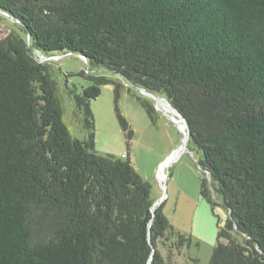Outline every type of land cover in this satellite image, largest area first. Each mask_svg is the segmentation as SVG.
<instances>
[{
	"label": "trees",
	"instance_id": "obj_1",
	"mask_svg": "<svg viewBox=\"0 0 264 264\" xmlns=\"http://www.w3.org/2000/svg\"><path fill=\"white\" fill-rule=\"evenodd\" d=\"M0 9L25 31L0 40V264H201L163 203L153 211L131 160L95 151L91 100L110 82L91 73L101 70L162 94L187 120L202 196L229 210L208 264H264V0H0ZM60 54L87 59L93 83L69 89L84 140L64 122L52 64L40 59Z\"/></svg>",
	"mask_w": 264,
	"mask_h": 264
},
{
	"label": "rangeland",
	"instance_id": "obj_2",
	"mask_svg": "<svg viewBox=\"0 0 264 264\" xmlns=\"http://www.w3.org/2000/svg\"><path fill=\"white\" fill-rule=\"evenodd\" d=\"M11 31L25 35L15 20L0 11V40ZM46 61L52 64V76L58 83L63 120L73 137L84 140L88 137L84 120L69 89L76 86L81 92L93 83L87 63L77 55H63ZM104 71L91 72L110 79L102 87L101 94L91 100L95 151L130 159L139 174L150 183L155 202L162 201L174 228L191 235L192 244L185 250L186 255L199 259L201 264H208L229 210L221 199L211 205L203 198L202 181L206 174L199 165L201 153L190 139L184 121L172 113V107L162 94L152 96L121 76ZM120 114L127 120L126 128ZM187 260L183 256L179 258V264H186Z\"/></svg>",
	"mask_w": 264,
	"mask_h": 264
},
{
	"label": "water",
	"instance_id": "obj_3",
	"mask_svg": "<svg viewBox=\"0 0 264 264\" xmlns=\"http://www.w3.org/2000/svg\"><path fill=\"white\" fill-rule=\"evenodd\" d=\"M0 11L3 12L4 14L10 16V17L12 18V16H11L8 12H6V11H4V10H1V9H0ZM12 19H13V18H12ZM13 20H14V19H13ZM28 39L30 40V36H29ZM70 54H71V53H70ZM70 54H66V55H70ZM61 56H63V55L60 54V55H54V56H49V57L42 56L40 59L43 60V61H45V60H48V59L53 58V57H61ZM81 58H83V59L87 62V59H86L85 57L82 56ZM141 89H142V91H144L145 93L150 94V95H152V96H155V93H154V92H151V91H149V90H147V89H145V88H142V87H141ZM165 100L167 101L166 98H165ZM167 102H168V101H167ZM169 105L172 107V105H171L170 103H169ZM172 113L176 114L177 116H179V117L184 121L185 126H186V128L188 129V132H189V126H188L187 120H186V119L180 114V112H179L177 109H175L174 107H172ZM189 136H190V132H189ZM161 204H162V201H160V202H155L154 205H153V207H152L153 211H155V209H156L159 205H161ZM151 260H152V256H151V259H150V261H149V264H151Z\"/></svg>",
	"mask_w": 264,
	"mask_h": 264
},
{
	"label": "bare ground",
	"instance_id": "obj_4",
	"mask_svg": "<svg viewBox=\"0 0 264 264\" xmlns=\"http://www.w3.org/2000/svg\"><path fill=\"white\" fill-rule=\"evenodd\" d=\"M182 120V119H181Z\"/></svg>",
	"mask_w": 264,
	"mask_h": 264
}]
</instances>
